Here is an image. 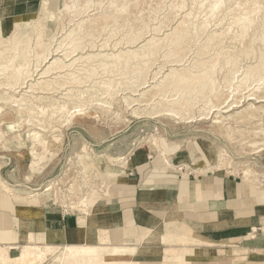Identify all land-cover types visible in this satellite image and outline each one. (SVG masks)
I'll use <instances>...</instances> for the list:
<instances>
[{
  "label": "rangeland",
  "instance_id": "obj_1",
  "mask_svg": "<svg viewBox=\"0 0 264 264\" xmlns=\"http://www.w3.org/2000/svg\"><path fill=\"white\" fill-rule=\"evenodd\" d=\"M67 1H71V3L66 9L72 8L77 10V12L65 9ZM172 1L88 0L94 5L91 9H94L86 14L82 12V8L87 0H57L55 4L57 11H61L64 19L69 20L71 18L69 15L79 13V16L75 18L77 20L74 21L76 24L90 18L94 19V21L95 19L104 18L107 30L94 32L92 39L96 42L110 38L109 42L113 45L120 39L121 44L118 48H122L126 46L124 44L126 41L138 35H142L145 39H150L151 36L162 38L161 44L164 47L155 55V63L150 67L145 78L134 67L128 66L126 74H121L124 73L123 69L114 68V73L99 74V76L97 75L99 78L95 76L99 81H104V79L112 80V84L116 87H131L132 89L135 86V80L138 82L146 81V84L139 87V93L150 88L145 93V98L149 99L152 98V94L156 90L153 85L160 83L163 88L171 87L169 80L165 78V74L170 72L171 68L194 71L199 67V65L195 67V61L199 59L200 61L207 60L211 59V57L216 58V54H220L217 57L218 59L216 58L215 60L216 66L214 68L217 88L220 91L219 98L203 97L199 94V88H186L184 93L181 92L183 88L179 93L170 88L171 91L168 89L169 92L167 94L171 96L168 98L166 97L161 101L155 97L151 100V102L154 101L153 104L143 105L141 106L142 108L139 105L134 107L133 104H128V100H131V97H141L142 95L132 96L133 91H131V88H126L125 90H119L117 93H112L113 91L111 90L112 98H109L110 93L108 91L104 93L95 92L98 83H100L95 79L93 82L88 83L89 85H96L92 90L93 93L86 95L88 93L86 92L83 97H78V103L82 104L84 101L88 103L85 106L73 108L70 113H64L61 117L57 115L49 119V112L45 115H40L24 111L20 119L16 110L17 105H14L7 109L12 116L7 120H2V111H0V176L7 185V188H4L5 193L1 191L2 189L0 190V194L3 195L0 196V201L5 200L6 202V204L0 202L1 206L7 207L9 205L13 208L15 201L27 205L43 202L52 203L47 205L60 207L65 214L72 212L84 213L85 206L83 207L84 210H77L76 207L73 208L72 206L75 203L80 205L81 201L87 198L86 203L95 202L88 207L87 211L89 212V210L94 208V205L102 201V198L112 197L110 195L113 194V190L117 192L118 189L128 186L129 184L126 185V179L128 177L134 178L138 175L136 172L140 174L137 166L140 170L141 168L143 169L141 172L145 177L154 173L158 176L165 170H168L166 172L180 174L185 177L195 173L223 172V174L232 175L240 182L247 183L255 180L258 184H264V62L259 66L260 74L259 71L257 73L263 77L261 81L254 82L252 86H249L253 81L251 78L244 82L249 89H243L242 87L237 88L238 91L233 89V87L235 88V86L240 84L247 68L258 64L261 52H264V0H260L257 3L255 0H241L243 2L241 6L238 5L239 0H226L224 9L227 10L230 6L234 12L233 18L241 15L244 8L250 9L251 22L247 23L249 28L245 30L246 34L244 35L239 34L244 30L239 23H236L234 28L227 33V28L232 19L229 16H224V14H221V18L224 17V20L220 26L216 25L219 20L217 17L210 19L207 28L203 27L202 15L196 18L192 16L188 25L190 36L187 48L174 54L166 48L169 45V40L174 36L171 34L167 37L165 34L167 31L171 33L174 30L181 20V16L178 15L173 18L174 12H169V5ZM187 2L190 3V0H187ZM187 7L190 8V5ZM47 11L51 13V11ZM116 12L117 14H115ZM68 13L71 14L68 15ZM82 13H84V17H82ZM35 23L36 27H42L40 29L46 30L47 21L45 19L37 18ZM74 23H69L68 28L72 29L76 25ZM161 23L165 25L163 31L156 35L152 28ZM57 24L59 25V21H57ZM56 25L52 22L50 28ZM147 31L149 33L143 35ZM37 32L38 29L34 32V35ZM218 34L222 38L225 37L224 42L214 45L212 49L208 50V54H203V45L206 42V38L217 40ZM237 34L239 35L236 36ZM52 35L55 36L56 32H53ZM60 39V35H56L55 39H53V45L57 44ZM5 45H8V43H5ZM108 49L111 52L116 48L108 47ZM7 53L3 57L10 55ZM229 54H236V62L226 63V58ZM179 57L184 58L182 65L176 62ZM163 63L166 64L161 71L162 73L157 75V79H154V82H151L155 71ZM4 71L8 74H13L14 72L12 69ZM163 75L164 77H160ZM3 76H0V82H13V79ZM256 83L259 84L256 85ZM228 84L232 88H228ZM84 85L82 84L81 86ZM144 86L146 88H142ZM5 87L7 86L0 85V94L6 92L13 94L10 89H7V91ZM86 88L87 86H84L83 89ZM251 93L254 94L251 95ZM181 99L188 100L191 103L188 106V113L184 115L186 116L185 118L166 111L169 107L178 108L177 103L182 102ZM58 100L63 101L65 99L59 98ZM223 101H226V104H231V113H223L224 109L221 111L215 110L216 107L209 109L213 105L212 103ZM133 107L137 108L139 114L134 113ZM4 108L6 111V106ZM160 110L162 112H159ZM58 114L62 115L61 113ZM219 115H223L226 118L231 116V119L219 121ZM146 117H149L150 120ZM11 120L17 121L15 130L9 127V121ZM39 120L42 121L41 123L47 121V128H50L51 131H45ZM56 120H59V122ZM53 126L57 130H53L54 128H51ZM37 132H41L48 137L49 143L46 147L35 145L31 141L32 136L29 138V135ZM52 133L56 135L55 138ZM156 139L160 141L159 148L154 144ZM195 148L196 151L198 150L197 148H203L207 150V153H202L200 150L196 152ZM162 152L168 156L166 163H163L164 161L158 163V161L154 160V157ZM221 152L226 154L223 159L220 156ZM87 153L89 157H87ZM117 155H124L125 157L120 158L123 159L121 162H114V164L112 163L113 165L110 162L109 164V160ZM132 158L134 160L141 159L144 162L137 164L134 168L132 164L129 165L133 160ZM102 159H104L105 164L108 163L110 165V168L105 169L104 172H100L96 168ZM209 161L213 163L211 166ZM33 163L42 169L35 172V175L30 170ZM87 164L92 167L88 168ZM128 165L129 167H127ZM85 166L88 168L86 171H84L85 169L83 170ZM247 173H249V180H244V175ZM140 177L141 175H138V179ZM10 189H16L14 190L16 192H12ZM45 190L47 191L44 195L38 194ZM29 195L34 196L27 199ZM90 199L94 200L90 201ZM88 200L90 202H87ZM13 217H15L13 225L15 238L11 241L18 244L19 249L14 252V255H18L20 249H22L20 245L24 241H29L27 239L21 240V229L18 225V219L21 218L17 216V212L6 211L2 213L0 211V227L6 224L8 220H13ZM32 241L36 242V239L33 237ZM0 242L2 244L3 241ZM11 247L12 244H9L5 249L8 254ZM62 247L64 246L60 245V249L46 257L42 263L38 261L37 264H61L62 259L69 251V249L62 250ZM99 248H101L99 249L100 251L102 250V255L103 252L108 250V247L103 245ZM121 256L124 260L120 259ZM103 257L105 262L102 264H120V262L122 264H130L133 261L130 259L125 260L126 256L121 254H118L117 258L113 260L109 259V257L105 258L104 255ZM97 262L100 264L101 261ZM179 263L185 264L184 262Z\"/></svg>",
  "mask_w": 264,
  "mask_h": 264
},
{
  "label": "bare ground",
  "instance_id": "obj_2",
  "mask_svg": "<svg viewBox=\"0 0 264 264\" xmlns=\"http://www.w3.org/2000/svg\"><path fill=\"white\" fill-rule=\"evenodd\" d=\"M56 1L42 0L41 8L38 10V13L34 12L29 14H15L13 11V0H0V76L4 75L13 79V82H8V83L0 82V85L7 86L5 87L6 90L10 89L11 92H13V94H11L10 92L5 91L6 93L0 94V111H2V117H3L2 120H7L9 119L10 116H12L10 111H7V109H10L14 105H17L16 110L18 112V115L20 116V119L22 118L24 111H27L30 114L34 113L40 115H45L47 112H49L50 115L49 119L57 115L61 117L63 116L64 113H70V111L73 108L85 106L88 103L87 101L85 102L84 100L82 104L78 103V97L79 98L81 96L83 97V95L86 94V92H88L86 95H90L91 93H93L92 90L96 85H89L88 83L93 82V80L97 79L99 74L110 73V72L112 73L114 68L117 69L121 68L123 69L124 72L121 74H126L127 67L132 66L145 78L147 76L150 67L155 63L154 61L155 55H157L160 52V50L163 49L164 47V45L161 44L162 38L151 36L152 38L150 37V39L148 38L145 39L144 37H142V35H138L137 37L126 41L124 43L126 46L122 48H118L119 45L121 44L120 39L119 41L115 42L113 45L109 42L110 38L96 42L95 40L92 39L94 32L107 30V26L104 18L95 19V21L94 19L90 18L76 24L74 23V21L77 20L75 18L79 16V13L73 15H69L71 13H68V15L71 18H69V20L64 19L61 11L59 12L57 11L58 9L55 4ZM255 1L257 3L260 0H255ZM188 2L187 0H173L169 5V9H170L169 12L172 13L174 12L173 18H175L178 15L181 16L180 18L181 20L174 28V30H172L171 33L167 31V33L165 34L167 37L168 35L171 34L172 36H174L172 37V39L169 40V45L166 47L167 49L170 50V52H173V54L179 51H183L184 49L187 48V43L190 36V29L188 28L189 27L188 25L190 21L189 19L192 16L196 18L199 15L200 17L202 15L203 18L202 23L204 28H207L209 26L210 19H215L218 17L219 20L216 22L217 23L216 25L220 26L222 24V21L224 20V17L221 18V14H224V16H229L230 19H232V22L229 24V27L227 28V33L228 31L234 28L236 23H239L244 28V30L239 33L240 35L246 34L245 30L249 28L247 27V23L251 22V18H250L251 11L247 7L242 10L241 15H238L236 18H233L234 12L232 11L231 7L229 6L227 10L224 9V7H226V0H190V3ZM69 3H71V1L66 2L65 9L68 8ZM241 3L243 2L239 0L238 5L241 6L242 5ZM188 5H190V8L187 7ZM93 6H94L93 3L92 2L90 3L87 0V2L82 8V12H84L85 14L92 12L94 8L91 9V7ZM47 10L51 11V13H49ZM66 10H69L71 12H77V10H73L72 8ZM84 13H82L83 14L82 17H84ZM115 14H117V12ZM37 18L39 19L42 18L47 21L46 30L40 29L42 27L35 26L36 25L35 22ZM57 21H59V25L57 24ZM52 22L54 23V25L56 24L57 25L53 28H50ZM69 23H74L76 25H74V27L70 29L68 28ZM164 26L165 25L161 23L156 27L153 26L154 28L152 29L155 31L154 33L156 35H159V33L163 31ZM37 29L38 32L36 35H34V32ZM53 32H56V35H60L61 38L55 45H53L54 44L53 39H55L56 35L55 36L52 35ZM148 33L149 31L145 32L143 35ZM239 34H237L236 36H238ZM216 39L217 40L213 38H206V42L203 45L204 47L202 52L203 54H208L209 52L208 50L212 49L214 45H218L221 42H224L225 37L222 38L221 35L218 34V37ZM5 43H8V45H5ZM108 47H112L116 49L110 52L108 51L109 50ZM6 53L10 55L3 57L4 55H6ZM219 55L220 54H216V58ZM235 55L236 54L227 55L226 63L228 64L229 62H236L235 59L237 58V56ZM216 58L211 57V59L209 58L207 60H201V61L199 59L195 61V65H196L195 67L199 65L198 68L200 69L197 68L194 71L171 68L170 72L165 74V78L169 80L171 84V85L169 84L171 86L170 88L176 90L177 93H179L182 88H183V90L181 91L182 93L185 92L186 88H191V87L199 88V94L202 95L203 97L206 96L207 98H212V97L219 98L220 91L217 88L218 87L217 80L214 75ZM183 59H184L183 57H179L177 61L176 60L174 61L179 62L182 65ZM263 62H264V52H261V56L258 64L255 66L253 65L249 66L245 71V74L243 75L240 84L238 86H235V88L233 87V89L236 91H238L237 88L240 87H242L243 89L245 88L249 89V87H247L244 84V82L245 80L251 78L253 81L249 84V86H252L254 82L261 81L263 77L259 76L260 74L259 66H261L260 64ZM165 64L166 63L160 65L159 69L155 71L152 77L153 80H151V82H154V79H157V75L162 73L161 71L164 68ZM8 69H12L14 71L13 74H8L7 72L4 71ZM258 71L259 74H257ZM160 77H164V75ZM99 82L100 83H98L95 92L104 93L105 91H108L110 93L109 98H112L110 92L111 90L113 91L112 93H117L119 90H125L126 88H131V87H126V88L116 87L115 85L112 84V80L104 79V81H99ZM135 82L136 83L134 88L133 89L131 88V91H133L132 96L135 95L136 96L142 95V96L131 97L130 98L131 100H128L129 101L128 104L129 105L133 104L134 107L135 105H139L141 107L143 105L153 104L154 101L151 102V100L155 97L156 99L162 101L164 100V98L166 97L168 98L169 96H171L167 94L169 92L168 89L170 90V88L169 87L163 88L162 84L159 83L157 85H153V88H156V90L152 94V98L146 99L145 93L150 88L139 93V87L143 84H146L147 82L146 81L138 82L137 80H135ZM259 83H256V85H258ZM82 84L83 85L85 84L84 86H87V88L83 89L84 86H81ZM80 87H82V89H80ZM227 87L232 88L231 86H229V84L227 85ZM142 88H146V86ZM253 94L254 93H251V95ZM58 95L61 96L58 97ZM59 98L65 100L59 101L58 100ZM181 100L182 102L180 101L177 103L178 108L175 109L174 107H169L167 108L166 111L169 113L170 112L175 113L179 115V117L185 118L186 116L184 115L188 113V106L191 103L188 100H183V99ZM212 104L213 105H211L209 109L211 108L213 109V107H216L215 110L218 111L224 109L225 111H223V113H227V112L231 113L232 111V109L230 108L231 104L230 103L226 104V101L220 103L219 102L212 103ZM5 106H6V111L4 108ZM159 112H162V110H160ZM58 113H61L62 115ZM134 113L139 114L137 108H134ZM150 114H154V113H150ZM226 119H231V116L227 118L224 117L223 115L218 116L219 121L221 120L224 121ZM39 121L40 123L42 122L41 120ZM56 121L59 122V120ZM9 122H10L9 127L12 130H15V123L17 121L11 120ZM46 122L41 123V126L42 125L44 126L45 131L47 132L51 131L50 128L49 129L47 128L48 124L46 125ZM51 128H54V126ZM53 130H57V129L54 128ZM52 135L54 138L56 137L54 133H52ZM31 136H32L31 141L35 145H42L43 147H46V145L49 143L48 137L44 136L41 132L33 133L32 135H29V138ZM159 143L160 141H157V139L154 142V144L158 148L160 147ZM197 149H198L197 151L200 150L202 153L205 154L207 153V150H204L203 148H197ZM225 155H226L225 152H221L220 156L223 159ZM87 157H89L88 153H87ZM124 157H125L124 155L113 156V159L109 160V164L110 162L111 164L112 163L114 164V162H121L123 159L120 158H124ZM154 158H155L154 160L156 162L158 161V163H162L163 161H164L163 163H166L167 162L166 158H168V156L164 152H162L160 155ZM36 159H34V161H36ZM209 163L210 166L213 164L212 161H209ZM89 167L92 166L88 165V168ZM88 168L87 166H85L83 167V170L85 169L84 171H86ZM96 168L100 170V172H104L105 169L110 168V165H108V163L105 164L104 159H102L100 160V163L99 165L96 166ZM30 170L34 174L35 172H38L42 169L38 168L35 165V163H33V165L30 167ZM0 173H1V168H0ZM248 176L249 173L245 174L244 180H249ZM4 188H7V185L1 179L0 176V190L2 189V191H4ZM14 190L16 189H12L11 191L16 192ZM46 191L47 190L38 194L44 195ZM86 199L87 198L82 200L80 205L75 203V205H73L72 207L73 208L76 207L77 210L85 209L86 211V209H88L89 206L94 204V203H86ZM92 200L94 199H90V201ZM90 201L88 200L87 202ZM0 202L2 204H6L5 200ZM84 206L86 208L83 209ZM85 211L84 214H86ZM11 226L12 223L11 221L8 220L6 224H3L0 227V236L1 239H3L4 241L6 240L11 241L13 239ZM20 227L22 228L24 227V225L21 224ZM182 239H184V236L183 238H181V235L176 236L177 241H181V242L183 241L184 243L185 240ZM6 247H8V245L0 244V261L2 262L1 264H35V263L37 264L38 261L41 260L43 262L44 260L42 254L43 252L35 251L38 248L22 246V249H20V253L17 256L12 257L10 253L8 254V251L5 250ZM17 247L19 248V246ZM99 249L101 248H97V247L88 248L86 246L83 247L70 246L69 251H67L68 254L64 256L61 264H96V263L99 264L97 261L99 262L101 261L100 264H102L103 262H105V259L103 257L104 253L102 255L101 254L102 250L100 251ZM130 251L134 253L133 249L130 247L115 246L110 253V259L112 260L116 259L118 254L126 256V258L127 257L131 258Z\"/></svg>",
  "mask_w": 264,
  "mask_h": 264
},
{
  "label": "crops",
  "instance_id": "obj_3",
  "mask_svg": "<svg viewBox=\"0 0 264 264\" xmlns=\"http://www.w3.org/2000/svg\"><path fill=\"white\" fill-rule=\"evenodd\" d=\"M41 4L42 0H13V11L34 13ZM141 162L133 159L129 165L135 168ZM137 169L140 179L128 177V186L113 190L112 197L102 198L86 214H65L60 207L47 205L52 203L18 201L13 208L0 205V211L17 212L19 227L24 225L21 240H29L20 246L38 248L35 251L43 252L44 259L60 245L62 250L103 245L109 259L112 247L132 248L134 253L126 258L133 260L130 264H264V184L215 172L185 177L165 170L145 177L143 169ZM177 235L184 236V243L176 240ZM0 241L12 244L10 255L17 256L18 244L1 236Z\"/></svg>",
  "mask_w": 264,
  "mask_h": 264
}]
</instances>
